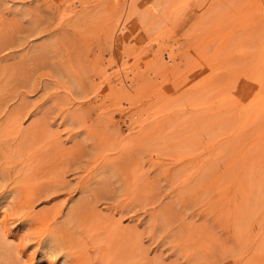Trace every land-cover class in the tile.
<instances>
[{"label": "rangeland", "instance_id": "374dc122", "mask_svg": "<svg viewBox=\"0 0 264 264\" xmlns=\"http://www.w3.org/2000/svg\"><path fill=\"white\" fill-rule=\"evenodd\" d=\"M0 244L264 264V0H0Z\"/></svg>", "mask_w": 264, "mask_h": 264}, {"label": "bare ground", "instance_id": "6f19581e", "mask_svg": "<svg viewBox=\"0 0 264 264\" xmlns=\"http://www.w3.org/2000/svg\"><path fill=\"white\" fill-rule=\"evenodd\" d=\"M99 96H100V95H99ZM96 97H98V96H96ZM99 99H100V98H99ZM97 100H98V98H97ZM52 240H53V239H52ZM51 243H54V242H51ZM51 243H50V241H46V242L43 244L42 248H43L44 250L41 248V254H42V252L45 253L44 251H45L46 249H48V248L50 249V244H51ZM0 245H1V244H0ZM54 245H55V244H54ZM2 250H5L4 247H2Z\"/></svg>", "mask_w": 264, "mask_h": 264}]
</instances>
